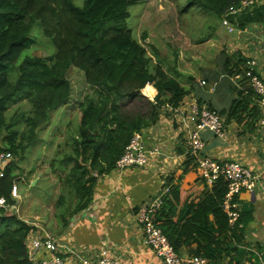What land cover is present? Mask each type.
Segmentation results:
<instances>
[{
	"label": "trees",
	"instance_id": "1",
	"mask_svg": "<svg viewBox=\"0 0 264 264\" xmlns=\"http://www.w3.org/2000/svg\"><path fill=\"white\" fill-rule=\"evenodd\" d=\"M140 1L84 0L78 6L73 0H0V148L12 157L0 174V198L9 205L0 208V264H36L27 245L33 226L12 212L10 206L17 205L12 194L21 173L19 161L40 141L52 111L71 99V66L84 73L91 91L78 105L76 123L69 122L61 132L64 142L48 163L60 185L53 206L62 229L91 204L99 180L117 169L133 137L190 93L159 61L158 50L152 46L150 52L128 26L130 8ZM185 1L181 14L195 12L207 19L194 41L199 44L217 35L231 9L246 0ZM36 25L54 45L53 54L28 52L27 40ZM248 62L240 51L225 56V73L236 80L231 88L235 97L226 110L207 108L225 117V124L236 121L252 132L262 114L259 96L246 77ZM148 84L156 89L153 99L141 92ZM187 157L183 173L197 164L190 153ZM229 184L224 176L211 186L188 189L168 181L153 219L180 254L188 248L206 261L230 254L227 264H245V227L251 217L241 213L231 222L224 206ZM232 201L238 202V196Z\"/></svg>",
	"mask_w": 264,
	"mask_h": 264
},
{
	"label": "crops",
	"instance_id": "2",
	"mask_svg": "<svg viewBox=\"0 0 264 264\" xmlns=\"http://www.w3.org/2000/svg\"><path fill=\"white\" fill-rule=\"evenodd\" d=\"M262 8L264 0H256L253 5H246L230 14L229 22L236 29L230 33L223 24L220 26L218 55L217 51L209 47L215 41L209 39L199 44L189 41L193 49L177 54V57L173 55L172 60L165 61L163 56L159 59L169 74L191 91L178 107L170 108L168 114H162L156 124L140 134L141 143L149 151L145 165L116 169L103 176L95 188L91 204L65 229H62L54 216L53 205L57 197L53 199V192L58 190L59 194V186L52 193L50 187L47 189L44 195L46 210L42 216H27L26 219L20 215L25 222L43 226L56 239L58 249L55 254L62 257L65 264H87L86 260L95 264L103 248L109 249L110 256L117 264H164L162 258L146 243L137 215L143 205L162 195L170 179L172 184L185 189L197 184L201 187L211 186L204 175V169L198 164H194L188 173H183L194 130V124L189 119L191 106L195 103L199 107L210 105L218 111L231 106L235 97L231 88L236 87V80L225 73L226 55L240 51L248 60L255 62L256 72L264 79ZM201 72L208 75L198 77L197 73ZM202 81L206 83L203 85ZM141 92L150 99L156 95V89L151 84L146 85ZM223 119L225 121V117ZM225 125L226 133L222 137L215 136L209 130L202 132L204 155L219 161H239L262 175L256 189L240 194L238 211L245 218L247 215L251 217L245 227L249 244L245 264H264V142L257 129L250 132L236 121ZM14 194L20 199L17 205L24 206L25 202L17 190ZM36 219L40 221L34 222ZM40 226H33L31 238L42 234ZM234 243L237 244V239ZM181 255L185 264H189L194 256L188 248ZM50 256L51 252L41 250L33 260L40 264L41 260ZM230 258V254H224L222 258L205 264H227Z\"/></svg>",
	"mask_w": 264,
	"mask_h": 264
},
{
	"label": "rangeland",
	"instance_id": "3",
	"mask_svg": "<svg viewBox=\"0 0 264 264\" xmlns=\"http://www.w3.org/2000/svg\"><path fill=\"white\" fill-rule=\"evenodd\" d=\"M73 1L78 6H82L84 2V0ZM185 4V0H141L130 8L128 26L132 29L134 36L145 43L150 52L154 53L153 46L158 50L160 59L163 56L165 61L172 60L173 55H181L182 52L193 49L189 41L194 43L201 36L207 21L200 13L181 14L180 11ZM218 33L219 31L217 35L210 38L215 42L209 46L212 51H217V55L220 45ZM144 36L147 41H143ZM27 42H30L27 49L32 55L47 56L55 52L54 45L43 35L38 25L33 27ZM205 74L208 75L201 72L197 73V76L201 77ZM67 77L72 84L71 99L67 104L52 111L50 122L40 131V141L30 147L19 161L20 169L17 172L21 173L16 179L13 193L17 190V194L24 200L25 205L22 207L17 205V211L12 209V212L26 219L27 216L31 218L42 216L46 210L44 195L47 189L50 187L52 193L54 188L60 187L56 175L49 171L48 163L54 156L56 147L64 142V138L60 136L61 132L65 131L69 122L76 123L78 105L91 91L84 73L78 68L71 66ZM220 88H223V84ZM35 179L38 180L33 184ZM53 194L55 195L53 199L58 197V190ZM39 221L34 220V222Z\"/></svg>",
	"mask_w": 264,
	"mask_h": 264
},
{
	"label": "built area",
	"instance_id": "4",
	"mask_svg": "<svg viewBox=\"0 0 264 264\" xmlns=\"http://www.w3.org/2000/svg\"><path fill=\"white\" fill-rule=\"evenodd\" d=\"M255 1L256 0H246L243 2L242 7L238 9H231L229 15L241 10L246 5H253ZM222 24L230 33L234 32L236 29V27L229 22L228 15L223 19ZM248 66H250V69L246 72L248 83L259 96L258 102L261 107L262 115L258 121L257 130L260 134L261 140L264 142V79L257 72H255L254 61L249 60ZM235 78L240 79L241 75H236ZM205 83V81H202L203 85ZM189 119L194 124V130L189 141V153L195 158L197 164L204 169V175L206 176L208 183L212 184L213 181L220 176H224L230 181L229 191L227 193L226 200L224 201V206L228 214L231 216V222L233 223L240 215V212L238 211L239 203L232 201L233 198L236 196L239 198L243 191H252L256 189L262 175L253 172L249 167L239 161H219L204 155L205 141L202 136V132L209 130L218 137H222L226 133L225 121L216 111L210 110L206 106L199 107L195 103L191 106ZM148 154L149 151L141 143L140 134H137L127 146L125 153L117 161L116 168L124 169L131 166H143L148 161ZM11 159L12 157L0 148V174L2 166L11 161ZM167 189L168 188L164 189L162 195L155 201L141 207L137 215L138 221L144 230V239L146 243L158 256L162 258L164 264H185V260L182 255L174 248L158 223L153 219L155 211L162 206V198ZM13 195L17 197L14 193ZM16 206L17 205L10 206L11 210L13 209L14 211H17ZM8 207L9 205H7L5 199L0 198V208ZM27 222L31 226H40L38 224L31 223L30 221ZM40 228L42 233L41 235L31 238V231L27 239V245L32 259L35 255L41 252V250H47L51 252L52 256L41 260L40 264H65L63 258L55 254L58 249L56 239L47 230H45L43 226H40ZM85 262L87 264H92L91 262L88 263L87 260ZM206 262L207 261L203 258L193 256L189 264H205ZM95 264L117 263L114 258L110 256L109 249L103 248L101 249Z\"/></svg>",
	"mask_w": 264,
	"mask_h": 264
},
{
	"label": "water",
	"instance_id": "5",
	"mask_svg": "<svg viewBox=\"0 0 264 264\" xmlns=\"http://www.w3.org/2000/svg\"><path fill=\"white\" fill-rule=\"evenodd\" d=\"M33 184H35V182L33 181ZM13 195V194H12ZM13 198H15V201L16 202H20V199L18 198V197H15L14 195H13Z\"/></svg>",
	"mask_w": 264,
	"mask_h": 264
}]
</instances>
